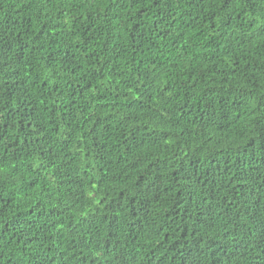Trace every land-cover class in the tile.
Returning <instances> with one entry per match:
<instances>
[{
  "label": "trees",
  "instance_id": "trees-1",
  "mask_svg": "<svg viewBox=\"0 0 264 264\" xmlns=\"http://www.w3.org/2000/svg\"><path fill=\"white\" fill-rule=\"evenodd\" d=\"M0 264H264V0H0Z\"/></svg>",
  "mask_w": 264,
  "mask_h": 264
},
{
  "label": "bare ground",
  "instance_id": "bare-ground-1",
  "mask_svg": "<svg viewBox=\"0 0 264 264\" xmlns=\"http://www.w3.org/2000/svg\"><path fill=\"white\" fill-rule=\"evenodd\" d=\"M198 257V256H197Z\"/></svg>",
  "mask_w": 264,
  "mask_h": 264
}]
</instances>
